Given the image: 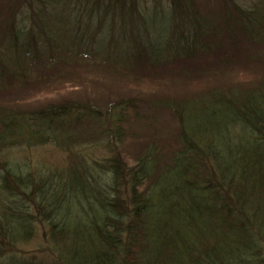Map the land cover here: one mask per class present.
I'll use <instances>...</instances> for the list:
<instances>
[{"label":"trees","instance_id":"trees-1","mask_svg":"<svg viewBox=\"0 0 264 264\" xmlns=\"http://www.w3.org/2000/svg\"><path fill=\"white\" fill-rule=\"evenodd\" d=\"M144 1L65 0L52 22L39 6L47 0H0V98L26 92L0 100V264H264V0H166L151 26ZM159 20L166 37L157 48L150 28ZM239 49L246 61L232 86L198 78L188 81L199 86L194 96L169 103L178 134L167 159L155 143L132 159L115 151L130 112L140 115L133 98L103 110L70 94L41 105L16 100L80 69L126 67L138 84L143 61L223 56L227 64ZM73 142L114 149L100 159ZM50 145L70 148V167L25 163L26 152ZM40 231L45 246L24 248Z\"/></svg>","mask_w":264,"mask_h":264},{"label":"rangeland","instance_id":"rangeland-1","mask_svg":"<svg viewBox=\"0 0 264 264\" xmlns=\"http://www.w3.org/2000/svg\"><path fill=\"white\" fill-rule=\"evenodd\" d=\"M243 7H250L257 0H236ZM53 2V3H52ZM47 12V18L50 21H57V18L65 10V0H47L44 4H39ZM142 12L150 22L159 17H163V10L168 9L166 0H145L142 3ZM67 10V9H66ZM30 19L29 12L24 9L21 16H19V26L21 28L29 27ZM166 23L159 20V24H154L150 28V35L152 44L160 48L163 39L166 37L165 27ZM252 49V47H249ZM231 61L223 64V56H208L198 57L192 63L172 62L170 66H163V64H150L143 61V65L138 67V72L135 74L141 78L137 79L138 84H134L136 79L131 76H126L130 73L126 67L119 69L111 68V73L100 72L96 70L80 69L70 74V77H64L48 87L42 94L34 95L32 97L19 98L16 100L26 101L33 100L35 105H41L45 100L63 101L62 99L73 100H89L86 102H96L100 110L104 108L102 103L112 102V100H119L120 98H133L137 100L140 115L136 119L134 111L130 112L132 121L129 122L127 129H129L128 138L121 143V146L115 148V151L122 149V153H126L133 158L141 147L148 146L152 143L160 146L165 154H168L164 159L169 157L171 149L175 146L176 136L178 134V121L171 114L169 103L183 100L189 96H194L199 91V86H190L188 81L193 82L198 78H207L208 82L212 84H220V86H232V77L238 66H243L246 61V54L241 49L231 54L229 59ZM159 62L161 58H155ZM221 61V64H220ZM233 63V66H230ZM232 68V69H231ZM56 74L67 72L66 67H57L53 70ZM189 77V78H186ZM72 85H80L79 90L72 91ZM44 87V86H43ZM45 88V87H44ZM26 91H30L26 89ZM39 91H42L40 89ZM26 92L20 91L16 96L11 92H5L1 95V101L15 100L16 98ZM156 104L153 109L150 106ZM17 105V104H16ZM85 144V145H84ZM73 142L74 149H82L89 156L102 158L107 151L114 149L108 143L100 145L97 149H93L87 143ZM79 145V146H77ZM120 145V144H119ZM70 148H59L54 145L39 148L32 152H26L25 163L29 164L31 169H42L46 167L49 172H56V170H65L70 167V155L67 152ZM77 151V150H76ZM97 153V154H94ZM39 219H42L41 217ZM38 227H41L38 224ZM45 246V240L42 233L29 244L24 247L29 251H36Z\"/></svg>","mask_w":264,"mask_h":264}]
</instances>
